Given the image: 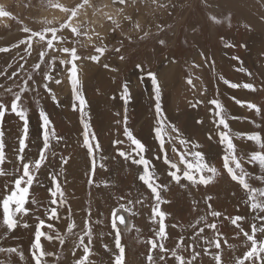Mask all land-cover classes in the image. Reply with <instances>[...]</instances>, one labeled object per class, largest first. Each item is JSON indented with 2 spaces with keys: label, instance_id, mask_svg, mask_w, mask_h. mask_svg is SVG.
Returning a JSON list of instances; mask_svg holds the SVG:
<instances>
[{
  "label": "rangeland",
  "instance_id": "rangeland-1",
  "mask_svg": "<svg viewBox=\"0 0 264 264\" xmlns=\"http://www.w3.org/2000/svg\"><path fill=\"white\" fill-rule=\"evenodd\" d=\"M3 1L4 4L2 7L0 5V9L7 11L10 15L5 17L7 20L4 23H0V48H8L9 51L0 52V102H3L5 105H9L11 100L14 98L13 93L19 91L17 85L22 84L23 81L27 79L28 75H32L33 81H42L43 78L41 73L48 70L47 65L50 57L56 56L58 58H68L66 56H62L60 52L55 51L54 49L49 50L48 56L45 57V61L41 65L40 72H36L32 66L38 61L39 52L45 48V44L43 42L38 43L36 40H33L31 55L25 51L24 45L20 44L17 47L16 45H18L19 41L29 35V33L24 32L23 29L26 27L31 31H43L46 28H58L66 21V14L64 13L65 15L63 20L58 24L48 21L44 13L51 11V9H58L55 7L57 4L71 8L81 4L83 0ZM110 2H112L111 4L116 7V10L118 9L115 20L119 22V27L116 28L114 32L112 29L115 25L111 21L106 20V22L98 26L93 25L90 19H88L87 21L80 23V28L82 32L85 28L93 30L91 32L93 36L91 44H87V36L85 35L74 37L69 35L66 31L58 33V35H64L69 41H79L78 43H75L78 54L84 59H87V57L94 52V45L101 44V41L95 37V33H99L100 36L103 37L102 43L107 45L108 50L105 56L101 58L100 63L92 61H90V63L92 66L94 65V71H99L98 77L106 71H113L112 69L117 64L116 69H118V71H113V73L116 74V83L121 91L122 86L127 83L129 76L141 74L143 81L142 86L145 88L146 81L151 85V88L145 89V93L152 91L154 97V89L151 80L146 74L142 73V71L136 67L137 64H142L146 71L156 73L158 77L159 72L161 68L165 66V63L167 61H174L177 62L179 66L177 71H175L171 77L175 78L177 73L180 75L181 72L182 79L185 82L191 79L193 83H195V70L200 71L203 69V67H200L199 64L205 63L206 66L209 65V63L202 60L205 57L201 56L200 53L214 56L216 53H227L231 49H239L240 43L237 41V38H234V36L239 37L243 35L241 34L242 31L248 34L251 38V45L253 48L257 42H259L260 38H264V0H157L156 4H154L152 0H127L126 6L123 7V12H120L121 6L118 3L114 2V0H110ZM104 3V0H94L92 5L88 4V11H86V6L81 9L78 16L86 13L90 18H95L94 16L102 10ZM159 4H166L169 6L161 8L158 6ZM212 16H215L221 21V23H214L210 19ZM125 17H130L131 19H125ZM137 24L140 26L139 30L136 28ZM233 33L234 35L232 36ZM128 37L131 38V41L127 39ZM222 37L224 39H221ZM161 40L165 41L164 45L159 43ZM121 41H123V43H121ZM228 43L234 44L235 46L226 47L225 45ZM66 46L72 47L73 43H69ZM118 47L121 48L120 53H116L114 51V49ZM120 55L125 56L123 61L119 59ZM21 57H23V59ZM108 57L115 61L114 66L109 69L102 66L106 62L109 64ZM197 57H199V59L194 62L193 60ZM223 57L224 62H228L229 64L230 62H235L236 60L234 59L233 61L232 58H227V54H224ZM84 59L78 62L79 65L81 61H84ZM198 60H200V63H197ZM223 60L221 61L223 62ZM207 61L214 60L207 59ZM56 63L58 68L57 72L54 73V76H61L63 71L59 68V59H57ZM241 63L243 64V69H245V71L240 73L244 74L245 77L238 78L239 73L234 77V82L241 84L245 82H252L258 87V89H264V55L262 56L258 53H253L252 57H247L244 54L242 56ZM21 65H24L23 69H21ZM194 65L198 66L197 69H194ZM215 68L214 62L212 69L209 70L212 83V87H210L211 98H218L223 104L222 93L219 91L216 83ZM226 71L227 70H225V72ZM13 72H18L19 75L14 79H9L8 76H10ZM80 72H82L81 69H79V75ZM248 72L252 75L248 76L246 74ZM4 73L7 75H3ZM81 78L82 77L80 76V79ZM29 83L31 84L32 82L30 81ZM8 87L12 88V92L5 91ZM91 90H94V84L91 85ZM237 90L238 93H240V97L237 96L236 99L249 101V98L251 97L250 95L252 94L251 92H247V94H245L247 91L246 89L241 88ZM259 91H261V94L264 93V90ZM81 92L82 95H86L83 94V89H81ZM190 93H192V91H190L189 88L186 91V94L191 96ZM45 96H47V93L42 87H40L38 92L26 93L25 97L22 98L21 104L29 110V118H32L33 116L39 117V110L41 108L45 110L42 101V97ZM163 96L164 95L162 93L161 105L165 99ZM191 97L194 99L193 95ZM187 101V99L179 98L175 101V104L162 107L164 115L170 116L174 119V125H177V127L181 130V133L183 132L182 135L185 139L190 137L191 143H198L201 145L200 150L206 153V159L213 164L216 161V159L213 158V154L217 152L216 147L219 148L218 152H220V154L222 152V147L218 145L217 138L214 134L212 139H209V134L212 133L213 130L206 132L201 126V123H199V121L207 119L208 111H192L191 107L186 106ZM129 103L131 105L132 97ZM261 105L264 115V101H262ZM127 106H129V104H127ZM238 107L239 109L234 112L233 110H230L229 107L228 110L225 107L226 113L229 116L236 115L235 117L242 118L231 119L229 121L234 133L239 132L235 129V123L237 120H244L254 115V112L248 110L246 107L240 108L239 105ZM123 110H125V108H121L120 106L117 107V113H120L117 117L121 121L123 120V116L125 114ZM153 110H155V106ZM210 115L211 113L209 112V116ZM151 116L156 126L155 112H153ZM137 119L139 118L137 117ZM167 121L170 123L169 118H167ZM21 124V122L17 124L18 130L21 129ZM185 126L191 127V134L188 131L186 132ZM0 127L3 126L0 125ZM123 128L121 130L117 129V131L125 140L126 138L123 134ZM142 132L145 134V130ZM145 137L146 136H143L142 134L138 136L141 140L145 139ZM41 139L42 135L40 137V140ZM146 140L147 143L150 144V147L156 141L155 137L151 136L146 137ZM234 142L238 145V155L247 153L246 151H243V149L249 144V142H247L243 147L241 140H236ZM41 143L42 142H38L36 144L30 158L36 156ZM177 147L181 146L177 145ZM241 147L243 149H241ZM52 152H54L53 149L50 150V155ZM60 152L61 150H57L56 154ZM218 152L216 153L217 155H219ZM80 154L79 161L84 163L87 168L83 182L79 179L77 180V182H79L82 186V190L77 189L80 191V194L74 201V204L76 203L75 205H77L76 208L78 207L79 210L78 208L76 210L72 207L69 202L70 197H68L65 192L68 203L71 206L73 219L77 224V228L74 230V233L80 232L83 219L87 215L90 208L93 221H99V223H94V240L92 244L94 252L92 259L95 264H113V253L107 252L104 245L107 244L109 248L114 249L113 236L110 234V214L113 208L118 207L120 203H127V200L120 199L124 196L133 201V210L137 213L135 216H131L127 213L129 217V226L127 230L121 229V242L125 247V264H147L146 257L149 245L146 241L154 234L156 225L149 219L151 206L154 204V201L149 196L146 187L143 186L139 180L135 181L138 176L137 173L139 172V168L137 166L130 165V163L128 161H124L123 158H115L111 154H108L105 156L103 161L107 166V170H104L99 167L101 158L97 155L96 174L100 175L99 177L95 175V179H97V182H100V191L98 192L100 193L99 197L95 195L96 184L94 183L89 185L88 183L90 178L91 158L86 153L81 152ZM168 154L169 158L174 160V154L171 150H169ZM63 155H71L69 148L63 150ZM147 156L149 158L153 157L152 150L149 151ZM50 160H52L51 157ZM57 164H60V161H57ZM117 164H119L120 168L117 167ZM158 165L159 166L157 167L161 168L157 175L158 179L168 185V190L162 192V197L164 200L169 202L161 205L162 209L169 213L168 219L165 223L168 225L167 231L169 232V236L171 238L164 241L166 246L169 245L168 247H172L177 242L180 234L184 235L187 231L191 233L192 229L189 226L196 223L200 216L205 215V213L207 215L205 208H200L202 207V203L205 204L207 196L212 197L211 203L213 204L214 209L221 211L227 216H234L233 213H230L231 210L234 211L235 215H245L248 212L247 206L241 199L244 195L243 192L235 184V182L231 181V179L225 174L223 168L220 170L218 177H215L214 181L209 184L210 186H199L193 188L176 185L166 175V167L162 166L160 163H158ZM255 166L257 179L260 177L257 181L260 182L261 177H263L264 168L259 167L257 164H255ZM48 168L47 170H44L43 173L40 172V178L43 174V184L41 185L42 187L40 186V190L34 192L35 199L39 201V204L32 205V208L34 209L33 217L31 219L25 218L29 223H34V216L43 212L44 208L49 203L48 189L52 186L50 175L58 169L56 167H53L52 169ZM246 168L249 173L250 168L248 167V164L246 165ZM8 172L11 173L12 171ZM8 179H10V177H0V183H3ZM105 182L108 184L107 187L104 186ZM260 185L261 184L258 183L256 186ZM65 187L68 186L66 185ZM65 187L63 188L68 189ZM235 188H238L239 190L236 194ZM207 190H211V192H207ZM94 196L96 197V201H94ZM137 199H143L144 203H135ZM95 205H98L97 208H99V212L96 211ZM193 208L195 209V212ZM36 209H39V211H35ZM79 213L81 214L79 215ZM81 215L83 216V219ZM211 219L212 218L209 217V220ZM251 219L252 217L249 215L248 221H251ZM245 223L247 224V222ZM172 224H177L178 227L173 228L171 226ZM132 225L135 227H132ZM61 230L62 234L66 235L65 243L62 246L59 245L58 241H54L52 243L44 242L45 250L52 251L59 257V259H56L55 257H48V264H74V258L71 255V250L74 247V242L76 241L77 236L67 234L66 228H62ZM206 231L208 232V230ZM3 232L4 230L0 229V247H19L23 250L25 258L24 261H20L18 256L15 254L0 253V261H3L4 264H31L29 249L33 241L32 229H25L22 226L18 227L14 233H9L7 238L4 237ZM234 233V226L229 227L227 232L223 233L225 239L228 240V244L223 245L224 250L223 248L221 250L224 264H235V258L245 251L244 238L241 237L236 239L234 238ZM51 234L55 235V233ZM185 239L188 240L189 238ZM229 245L232 247H229ZM197 247L199 248L198 245ZM97 250L100 252L98 253ZM79 254V251H77V255ZM153 255H155V253ZM99 260H101V262H99ZM164 264H171V258L169 257ZM194 264H214V262L212 261L210 254H205L198 257Z\"/></svg>",
  "mask_w": 264,
  "mask_h": 264
},
{
  "label": "snow or ice",
  "instance_id": "snow-or-ice-1",
  "mask_svg": "<svg viewBox=\"0 0 264 264\" xmlns=\"http://www.w3.org/2000/svg\"><path fill=\"white\" fill-rule=\"evenodd\" d=\"M121 8L120 12H123V7L126 6L127 0H114ZM154 4L157 0H152ZM89 0H83V2L75 7H64L59 4L55 5L61 12L65 13L67 19L58 28L51 27L46 28L43 31H31L28 28H24V32L29 33L24 39L20 40L17 47L22 44L25 46V51L31 55L32 41L36 40L38 43L43 42L45 48L39 52L38 61L32 66L36 72H40L41 65L45 61V57L48 56L49 50H55L62 54V56L68 57L58 58L52 56L48 60L47 71L41 73L42 81H33L32 75H28L27 79L22 84L17 85L19 91L13 93V99L9 105H5L0 102V125L3 124L6 113L11 112L22 122V132L18 138V145L16 147L14 156L15 159L8 156L6 153V142L4 139L5 133L0 127V177H10L0 183V229H3V235L7 238L9 233H14L18 227L25 229L31 228L33 232V241L30 245L29 255L31 264H48V257L58 256L52 251L45 250V243H52L58 241L62 246L65 243L66 235L62 234L60 229L61 223L66 225V233L69 235H76L77 239L74 242V247L71 250V255L74 258V264H95L93 257L94 249L92 247L94 240V223L99 221H93L91 209L89 208L87 215L83 219V224L79 233H74L77 228L76 221L73 219L71 206L65 195L62 182L60 180L59 173H52L50 175L51 187L48 189V205L44 208L43 212L34 216V223H29L25 218L31 219L34 215V209L32 205H38L39 201L34 196V184L38 183V176L41 170L50 163V150L53 149V140L57 143L60 142L62 137L57 136L55 127L49 118L48 113L41 108L39 110V119L41 121V135L42 143L36 156L29 158L26 153V149L30 146L29 139V115L28 109L21 104L22 98L26 93L38 92L42 87L49 95V98L59 105L60 101L56 95L53 84L61 85L63 81L59 76H54L57 72V59H59V68L66 73L67 80L71 84L72 94L75 99L73 104V110H78L81 114V124L83 125V143L82 146L86 150L87 155L91 158L90 178L88 180L89 185L95 183V175L97 170L96 156L98 152H102L100 141L98 140L95 131L92 130L90 124V118L86 112L87 100L82 95V84L79 75V61L84 59L78 54L75 43L79 41H69L64 35H58V33L67 32L74 37H80L81 35L88 36L91 29L85 28L82 32L79 25H74L73 20L78 18V14L81 9L88 6ZM159 7H168L166 4H159ZM10 13L0 9V17H8ZM115 27L112 29L114 32L119 27V22L112 16L107 17ZM125 19H131L125 17ZM214 23H221L215 16L210 17ZM230 19V17H229ZM139 24L136 28L139 30ZM247 27V26H246ZM95 37L101 41L100 45H94V52L90 54L87 59L100 63L101 58L105 56L107 52V45L102 43L103 37L99 33H95ZM91 40L92 37L89 36ZM129 41L131 38L128 37ZM221 39H224L223 37ZM69 43H73L72 47L66 46ZM123 43V41H121ZM161 45H164L165 41H159ZM226 47H234V44L228 43ZM8 48H0V52H7ZM116 53L121 52V48H115ZM205 57L206 63L214 65V61H207L205 53H200ZM23 59V57H21ZM120 60H124L125 56L120 55ZM239 60V57H234ZM26 63V61H25ZM104 68H109L110 65L104 63ZM23 69L24 65L20 66ZM136 67L146 74L151 80L154 97H155V116L156 126L154 128V136L157 144V151L154 157L149 158L146 154L149 149L137 138L133 130L128 126V119L126 114V106L131 100V92L127 83L122 86L120 93V99L123 100L125 105V115L122 121L117 123H123V134L126 140H115L113 146L116 154L123 158L124 161H128L130 165L137 166L139 168L137 179L148 190L149 196L154 201L151 206L149 219L156 225L152 238L148 239L146 243L149 245L147 251V264H164L168 258H171V264H194L198 257L205 254H210L214 264H224L222 260L221 250L224 244H228V240L225 239L224 234L221 232L219 225L225 221L230 226H234V238H244L245 251L241 255L235 258V264H264V187H256L249 179V173L246 168L247 164H257L259 167L264 168V125H261L262 131L252 132H233L229 121L231 119H242L241 117L229 116L226 113L224 105L218 98H211L207 101L212 107L209 108L211 113V122L213 124V131L209 134V139H212L213 134L217 138V143L222 147V166L225 174L235 182V184L243 192L241 199L244 201L248 208V212L245 215L227 216L219 210H215L211 203L212 197L207 196L205 199V205L207 209V215H202L189 227L192 232L189 234V239L186 240L183 234L178 236L177 242L168 247L164 241L170 238L167 231L168 225L165 221L168 219L169 213L162 209L161 205L168 203L164 200L162 192L168 190V185L160 181L157 176V166L155 160H160L161 163L166 165L165 172L172 182L182 187H207L211 184L215 177L220 173L218 169L213 166L206 154L201 151V145L198 143H191L190 140L185 139L181 133V130L174 124L167 121V117L164 115L161 105V86L156 73L146 71L142 64H137ZM198 67V66H197ZM113 71L118 69L113 68ZM238 71H245L243 68H238ZM248 76L252 74L246 73ZM3 75H7L4 73ZM19 75L18 72H13L9 79H14ZM223 83L232 89H246L250 92H256L257 86L252 82H245L243 84L238 82H231L228 79L221 77ZM32 82L31 84L29 82ZM189 85H193V81L189 79L187 81ZM6 92H12V88L5 89ZM206 91V89L204 90ZM203 94V93H202ZM235 103L240 107H246L248 110L254 112V114H261L262 109L254 102L242 101L236 99ZM198 103H204L199 101ZM195 106V105H194ZM116 115H120L117 113ZM203 124L204 121H199ZM243 140L254 143L256 149L251 153H243L238 155V145L234 141ZM127 143V147L124 146ZM177 143L181 147H177ZM169 150L175 155L176 159L169 158ZM70 158L61 156L60 164L67 165ZM104 156H101V162L99 167L107 170L106 164L103 162ZM11 163L13 171L9 173L6 170V165ZM261 183H264V177L261 178ZM108 186L107 182L104 184ZM121 200H127V203H120L118 207L113 208L110 214V234L113 236L114 249L109 248L107 244L104 245L107 252L113 253V264H125V247L121 242L122 233L121 226L127 224L125 215L128 213L131 216H135L137 213L133 210V201L122 196ZM135 203L143 204V199H137ZM65 211L62 213L60 209ZM35 211H39L36 209ZM195 211V209H194ZM251 215V221H248V216ZM209 217L212 219L209 220ZM247 222V224L245 223ZM173 228H177V224L171 225ZM132 227H135L132 225ZM206 230H211L207 232ZM55 233V235L51 234ZM199 245V248L197 247ZM229 247H232L229 245ZM79 251V255H77ZM0 253L15 254L20 261H24V252L19 247H0ZM155 253V255H153ZM0 264H4L0 261Z\"/></svg>",
  "mask_w": 264,
  "mask_h": 264
},
{
  "label": "bare ground",
  "instance_id": "bare-ground-1",
  "mask_svg": "<svg viewBox=\"0 0 264 264\" xmlns=\"http://www.w3.org/2000/svg\"><path fill=\"white\" fill-rule=\"evenodd\" d=\"M93 1L94 0H89V5H92ZM104 2L105 3H104V6L102 7V10L96 16H94L95 18H90L89 15H87L86 13H83L82 15H79L77 19L73 20V24L80 26V23L85 22L88 19H90L93 25L99 26V25H102L104 22H106V20H108L107 17L109 15L112 16L114 19H116L118 9L116 10V7H114L113 4H111L112 2H110V0H104ZM3 4H4V1L0 0L1 7L3 6ZM88 7L89 6L86 7V11H88L89 9ZM44 14L46 15V18L48 21L58 23V24L59 22L63 20V17L65 15L63 12H61L58 9L56 10L51 9V11L44 13ZM6 20H7L6 18L3 19L2 17H0V23H4ZM92 31H89L88 33L87 44H91L93 40V36L91 34ZM241 34L243 35L239 37L234 36V38H237V41L240 43L239 49H231L227 53L226 52L216 53L214 56H211L210 54H206L207 59H212L215 62L216 71H217L218 88L220 92L222 93L223 105L227 108V110L229 107L230 110H233V112L239 109L233 97L235 98L237 96L240 97V93H238L237 89H232L228 87L227 85H225L223 83V80L220 78L223 77L225 79H228L231 82H234V77L238 75L240 72H242V71H238L237 69L243 68L241 59L244 54L247 57H252L253 53H258L262 56L264 55V38L262 39L260 38L259 42H257L255 47L253 48L251 45L252 40L248 36V34H246L243 31L241 32ZM233 35L234 33L232 34V36ZM89 36L92 37L91 40L89 39ZM224 54H227L228 56L227 58H232L233 61H234V57H239V60H235V62H230L229 64L228 62H224L223 60ZM110 57H108L109 58L108 65H110L109 68H111L115 64V61L113 59L111 60ZM197 59H199V57L195 58L193 61L196 62ZM220 59L223 60V62ZM202 60L205 61V58ZM173 62L167 61L165 63V66L161 68L159 72V76H158L159 84L161 86V91L164 95L163 97L165 98L162 102V107L175 104V101L178 100L179 98L187 99L188 101L186 102V106L191 107L192 111H200V112L208 111V117L206 120H204V123L201 124V126L204 128V131L206 132L213 130V124L211 122V115L209 116V108H211L212 106L207 103V101L211 99V93H210V82L206 78L205 63L199 64L200 67L201 66L203 67V69L201 68L202 70L200 71L195 70L196 79H195V83H193L195 87H193L192 85H189L187 82H185L182 79L180 71H179L180 75L177 73L175 78L171 77L173 76L174 72L177 71L178 66H179L177 62H174V63ZM197 63H200V60H198ZM93 66L91 65L90 60L88 59H84L83 62L82 61L80 62V69L82 70V72H80V76L82 77L80 80L82 84L83 94H86L84 97L86 98L88 102L86 112L88 114V117L90 118L91 128L93 131H95L96 136L98 140L100 141L101 148H102V152H98L97 155L101 158V156L105 157L108 154H111L115 158H121L116 154L115 148L113 146V141L117 139L124 140L122 138V135L118 133L117 131V129L121 130L123 128V123H119V124L117 123L119 119L116 115L118 106H120L121 108H125L124 102L120 99L121 90L119 89V86L116 83V74L113 73V71H106L102 73L100 77H98L99 71L97 72L94 71L95 68ZM114 68L115 69L117 68V64L116 66H114ZM225 70L227 71L225 72ZM242 77H245V76L244 74L240 73L238 75V78H242ZM59 78L63 81V83L61 85H55V84L52 85L60 101L59 105L53 102L49 98L48 94L47 96L42 97V101H43L45 111L48 113L49 118L55 127L57 136L62 137V139L60 140L59 143L53 140L54 152H52V154L50 155L52 160H50V163L47 165V167L43 168L41 172L43 173L44 170H47L48 167H49L48 169H52L53 167H56L58 169L54 173L60 174V180L62 182L63 187H65L66 185L68 186V187H65L68 189H64V191L66 192L67 196L70 197L69 202L72 205V207L77 210L78 207L76 208L77 205H75L76 203L74 204V201L78 198L80 194V191L78 190H82V186L79 182H77V180L79 179L83 182L85 178L86 168H87V166L84 163H81L79 161V158H80L79 155H81L80 153L81 152L86 153L84 147L82 146L83 125L81 124L80 112L78 110H73V104L75 103V99L72 94L71 84L67 80L66 73L63 72L62 75L59 76ZM92 84H94V90H91ZM146 88H151V85L147 81L145 82V88L139 85L137 90L131 91L134 94L133 99H132V104L135 106H139L141 109L146 108V109L153 110L155 106V98L153 97L152 91L145 93ZM189 88H190V91H192L190 95L191 96L193 95L194 99L193 97L188 96L186 94V91ZM203 89L204 90L206 89V91H204ZM247 92H250V91L247 90L245 94H247ZM251 93L252 94L250 95L251 97L249 98V102H254L258 106L261 107L262 101H264L263 99L264 93L261 94V91L259 90L256 92H251ZM199 101H204V103H198ZM166 117L170 119L171 124H174V119L172 117L170 116H166ZM29 121H30L29 123L30 146L28 149H26V153L30 158V155L33 152V149L35 148L36 144L38 142L39 143L42 142V139L40 140L42 129H41V121L39 117L33 116L32 118H29ZM20 122L21 121L19 120L18 117L15 116V114L8 112L6 113L4 120H3V124H2L3 126L2 129L5 133L4 139L6 142V153L8 154V156L12 157V159H15L14 153L18 145V138L20 137L21 132H22V128L20 130L17 129V124ZM261 125H264L263 109H262L261 114H254L250 118H247L244 120H237V122L235 123V129L239 132H252V131L259 132V131H262ZM128 126L133 130L137 138L140 134L146 137H149V136L155 137L154 136L155 122L151 115L144 119L143 118L137 119V117L129 115L128 116ZM190 129L191 127L187 126L186 132L188 131L191 134ZM144 130H145V134H143L142 132ZM146 137L145 139L142 140V142L145 143L149 151L152 150L153 157H154L157 151L158 142L155 141V143L150 147V144L147 143ZM187 139L191 140L190 137H188ZM241 141H242V147L246 145L247 141H243V140ZM177 145L180 146L178 143ZM121 147H127V143ZM242 147L241 149H243ZM68 148L71 152V155H63V150H66ZM216 148L218 152L219 148L218 147ZM254 149H256V145L254 143L249 142V144L245 146L243 151H246L247 153L250 154L251 151ZM57 150L59 151L61 150V152L56 154ZM216 153L213 154L214 155L213 158H215L216 161L214 159L215 162L212 165L215 166L220 173V170L223 168L222 152L221 154L220 152H218L219 155H217ZM61 156L70 158L67 165L57 164V161H60ZM72 156L74 157L75 160L73 159ZM173 158L174 160L176 159L175 155H173ZM154 162L156 166H159L158 163H160L162 166L166 167V165L161 163L160 160H155ZM117 167L120 168L119 164H117ZM248 167L250 168V171H249L250 181L253 182L254 186H256L258 183L261 184L260 186H256V187H264V183H261V179H260V182L257 181L260 177L258 176L259 178L257 179L256 173H255L256 171L255 164H248ZM160 169L161 168L157 167V175ZM6 170L13 171V166L11 163H8L6 165ZM42 175L40 178V174H39L38 183H36L34 186V192H37L42 187L41 186L43 184ZM99 175H97V177H99ZM263 177H264V173H263ZM137 180L138 179L136 178L135 181ZM95 184H96L95 185L96 186L95 195L99 196L100 193L98 192L100 191V182L99 181L97 182V179H95ZM238 191H239L238 188H235V194ZM207 192H211V190H207ZM95 198L96 197L94 196V201H96ZM95 207H96V211L99 212V208H97L98 205H95ZM200 208H205V211H207L204 203H202V207ZM60 211L63 213L65 209L61 208ZM230 213H233L235 216V213L233 210H231ZM80 214L81 213H79V215ZM123 214L125 215V219L127 218L126 219L127 224L124 226H121V229L127 230L129 226V221H128L129 217L127 213H123ZM81 217L83 219L82 215ZM228 226L231 227L228 222H224L223 224L219 225L221 232L222 233L227 232V229L229 228ZM60 228L65 229L66 225L64 223H61ZM210 231L211 230H208V232ZM189 234L190 233L187 231L184 234L185 238H189ZM223 247L224 246H222V248ZM97 251L98 253L100 252L99 250Z\"/></svg>",
  "mask_w": 264,
  "mask_h": 264
},
{
  "label": "crops",
  "instance_id": "crops-1",
  "mask_svg": "<svg viewBox=\"0 0 264 264\" xmlns=\"http://www.w3.org/2000/svg\"><path fill=\"white\" fill-rule=\"evenodd\" d=\"M2 18L4 19L5 17H2ZM193 67H194V69H197L196 65H194ZM205 67H206V78L210 82V87H212L211 78L209 75V70L212 69V65H210V64L208 66L205 65ZM215 75H216V83H217V87H218L216 68H215ZM127 84L129 86L130 92L137 90L139 85H141V86L143 85L142 75L136 74L135 76H129L127 79ZM133 95L134 94L131 92L132 99H133ZM128 104H129V106H127V109H126L127 119H128L129 115L144 119V118L150 116L151 114H153V112H155V110L153 111L152 109H146V108L141 110V108L139 106H135L132 103H131V105H130V103H128ZM123 112H125V110H123ZM99 262H101V260H99Z\"/></svg>",
  "mask_w": 264,
  "mask_h": 264
}]
</instances>
